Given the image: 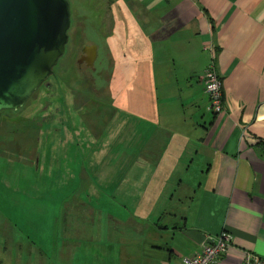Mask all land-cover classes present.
I'll list each match as a JSON object with an SVG mask.
<instances>
[{
	"label": "crops",
	"instance_id": "crops-1",
	"mask_svg": "<svg viewBox=\"0 0 264 264\" xmlns=\"http://www.w3.org/2000/svg\"><path fill=\"white\" fill-rule=\"evenodd\" d=\"M165 1L175 6L161 18L163 33L150 39L164 43L187 31L197 49L186 53L185 63H194L186 75H173L174 82L147 91L140 109L126 106L121 130L129 131V118H137L139 144L130 155L131 141L126 148L122 141L121 159L129 161L116 184L129 181L138 166L143 178L133 191L121 193L133 211L124 218H39L43 225L33 226L32 233L18 224L30 218H14L0 234V251L23 244L32 255L27 264H184L207 235L229 231L233 239L215 264H240L246 250L264 258V0ZM124 62L122 90L135 78L134 59L124 56ZM208 65L222 81V115L211 112L204 92L201 77ZM79 142L73 151H81ZM195 159L200 166H193ZM58 175L59 181L66 176L61 167ZM77 175L80 186L83 171ZM184 175L196 178L188 176L185 184ZM66 184L51 186L46 197L55 202L54 192ZM83 186L94 189V182ZM175 200L182 214L167 212L176 218H165L164 208ZM4 236L11 242L4 243ZM0 264L20 263L12 256Z\"/></svg>",
	"mask_w": 264,
	"mask_h": 264
},
{
	"label": "rangeland",
	"instance_id": "rangeland-1",
	"mask_svg": "<svg viewBox=\"0 0 264 264\" xmlns=\"http://www.w3.org/2000/svg\"><path fill=\"white\" fill-rule=\"evenodd\" d=\"M66 1L73 24L70 37L74 38L76 33L75 39L81 44L86 37V41L99 45L97 69L90 79L78 72L72 61L76 57L67 66H62L64 59L60 58L58 66L53 68L56 79L47 80L52 90L39 88L23 108L0 112V234L14 225V218H30L18 224L32 233L33 226L43 225L39 218H124L133 211L131 203L123 202L121 193L127 189L133 191V184L143 178L137 175L138 166L127 176L129 181L116 184L120 170L129 161L121 159L122 141L124 148L131 141L130 155L139 144L137 118H129V131L121 130L122 119L126 121V106L140 109L147 91L169 85L174 82L170 77L186 75L187 67L194 65L185 63L186 53L197 49L195 41L188 42L187 31L170 35L164 43L150 39L153 34H161V18L175 6V1ZM169 50H173L172 54ZM124 56L135 61V78L122 90L127 69ZM44 101L48 111L42 113ZM44 118L46 121L39 127ZM27 121L30 123L25 124ZM63 134L69 137L62 139ZM62 140L66 142L61 143ZM76 141H80L82 155L78 148L72 150ZM78 152V159H73ZM193 166H200L199 161L195 159ZM60 167L66 175L62 181L58 179ZM77 170L83 171L80 186ZM188 176L196 178L184 175L185 184ZM88 179L94 182V189L84 188L83 183ZM63 182L67 183L64 189L54 192L55 202L46 197L45 192L51 186L57 188ZM75 187L77 191L73 192ZM146 209L141 208L144 217L149 212ZM182 209L175 200L164 208L163 216L176 218L166 213L180 215ZM4 238V243L11 242L12 237ZM7 246V251H0V259L5 261L14 256L20 264L32 259L23 244Z\"/></svg>",
	"mask_w": 264,
	"mask_h": 264
},
{
	"label": "water",
	"instance_id": "water-1",
	"mask_svg": "<svg viewBox=\"0 0 264 264\" xmlns=\"http://www.w3.org/2000/svg\"><path fill=\"white\" fill-rule=\"evenodd\" d=\"M70 23L66 0H0V112L23 108L48 86Z\"/></svg>",
	"mask_w": 264,
	"mask_h": 264
},
{
	"label": "built area",
	"instance_id": "built-area-1",
	"mask_svg": "<svg viewBox=\"0 0 264 264\" xmlns=\"http://www.w3.org/2000/svg\"><path fill=\"white\" fill-rule=\"evenodd\" d=\"M204 92L209 98V109L215 116L225 114L221 102L222 81L216 74L213 65H208L201 77ZM233 239L229 231L216 235H207L201 249L191 256L183 258L184 264H215L229 247ZM240 264H264V258L251 251H244Z\"/></svg>",
	"mask_w": 264,
	"mask_h": 264
},
{
	"label": "flooded vegetation",
	"instance_id": "flooded-vegetation-1",
	"mask_svg": "<svg viewBox=\"0 0 264 264\" xmlns=\"http://www.w3.org/2000/svg\"><path fill=\"white\" fill-rule=\"evenodd\" d=\"M72 27H73V24L71 21L69 30L67 31L68 41L65 45L64 54L60 57L62 60L64 59V63L62 66H67L69 64V61L72 60V58L74 59L76 57L75 60H72V61L75 62V65L77 66V70H78V72H80V75H87L91 79L93 72H95L97 69L96 64H98V55L100 57L99 45L95 44V42H92V41H86L85 40L86 37H85V39H82V44H81L80 40L75 39V38H77L76 33L74 35V38L70 37L69 32H70ZM58 62H59V60L57 61V64H59ZM57 64H56V66H58ZM51 77L56 79L55 72L49 77V79ZM48 86H49V84H48ZM48 86L46 87L45 85H41L40 88H42V89L47 88L49 90L53 89V88L52 89L48 88ZM48 94L50 97L52 96L51 93L48 92ZM46 107H47V105H46V102L44 101V103H43V109L44 110L42 109V113L48 111V109H46ZM44 121H46L45 118L40 123H38V126L42 127V124ZM29 123H30V121L25 122V124H29Z\"/></svg>",
	"mask_w": 264,
	"mask_h": 264
},
{
	"label": "trees",
	"instance_id": "trees-1",
	"mask_svg": "<svg viewBox=\"0 0 264 264\" xmlns=\"http://www.w3.org/2000/svg\"><path fill=\"white\" fill-rule=\"evenodd\" d=\"M221 102H222L223 107L225 108L224 102H223V99H222V94H221Z\"/></svg>",
	"mask_w": 264,
	"mask_h": 264
}]
</instances>
